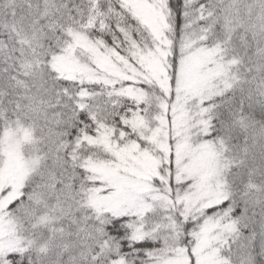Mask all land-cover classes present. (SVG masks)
Returning a JSON list of instances; mask_svg holds the SVG:
<instances>
[{
    "label": "snow or ice",
    "instance_id": "snow-or-ice-1",
    "mask_svg": "<svg viewBox=\"0 0 264 264\" xmlns=\"http://www.w3.org/2000/svg\"><path fill=\"white\" fill-rule=\"evenodd\" d=\"M0 264H264V0H0Z\"/></svg>",
    "mask_w": 264,
    "mask_h": 264
}]
</instances>
